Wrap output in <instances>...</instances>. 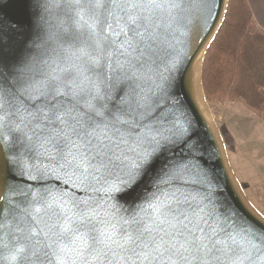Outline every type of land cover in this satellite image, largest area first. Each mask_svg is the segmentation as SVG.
<instances>
[{
    "label": "snow or ice",
    "instance_id": "1",
    "mask_svg": "<svg viewBox=\"0 0 264 264\" xmlns=\"http://www.w3.org/2000/svg\"><path fill=\"white\" fill-rule=\"evenodd\" d=\"M71 6L79 10L78 31L63 67L40 80L27 64L7 74L0 68V109L12 110V119L20 107L28 113L34 135L72 169L85 196L60 201L52 212L44 259L264 264V231L241 224L235 232L216 219L221 209L206 211L204 201L213 204L212 193L199 166L196 183L203 196L161 192V186L176 182L180 164H170L163 173L167 179L153 180L160 193L152 195L155 215L112 203L139 185L160 155L194 147L192 123L173 97L187 49L213 15L215 0H73ZM16 131L10 123L0 125V139ZM37 195V213L57 202L47 192ZM28 213L9 204L5 219L23 223ZM22 239L23 247L4 245L8 252L0 255V264L27 258L30 238Z\"/></svg>",
    "mask_w": 264,
    "mask_h": 264
},
{
    "label": "water",
    "instance_id": "2",
    "mask_svg": "<svg viewBox=\"0 0 264 264\" xmlns=\"http://www.w3.org/2000/svg\"><path fill=\"white\" fill-rule=\"evenodd\" d=\"M228 1L215 0L213 15L187 49L173 97L192 123L189 144L194 147L189 150L188 146L181 145L160 155L150 174L112 203L124 209H135L141 215H155L152 195L160 193L153 180L157 175L167 179L163 173L170 164H180L175 170L176 182L161 186V192L179 190L185 195L203 196L196 183L200 179L199 166L207 175L212 193L213 204L204 201L208 205L206 211L214 207L221 209L216 212V219L235 232L240 231L241 224L264 231V217L247 202L231 172L202 84L204 56L224 21ZM72 3L73 0H0V68L7 74L27 64L30 74L40 80L63 67L64 58L75 50L71 36L78 31L79 10L72 7ZM9 123L17 131L14 135L5 133L0 139V197L6 198L0 200V255L7 254L6 244L11 248L23 247L22 237L28 236L31 251L26 252L25 260L14 264H59L54 257L45 260L42 251L48 243V228L54 223L50 216L62 206L60 201L67 202L72 197L84 199L82 186L72 169L56 158L47 141L34 135L35 125L30 126V117L22 107L15 119L8 107L0 109V125ZM14 161H19L18 167L14 166ZM45 192L57 202L51 209L37 213L35 209L40 207L37 194ZM9 204L19 206L21 213L29 209L23 223L5 219Z\"/></svg>",
    "mask_w": 264,
    "mask_h": 264
},
{
    "label": "trees",
    "instance_id": "3",
    "mask_svg": "<svg viewBox=\"0 0 264 264\" xmlns=\"http://www.w3.org/2000/svg\"><path fill=\"white\" fill-rule=\"evenodd\" d=\"M202 84L208 102H238L264 114V31L247 0H229L224 21L207 49Z\"/></svg>",
    "mask_w": 264,
    "mask_h": 264
},
{
    "label": "rangeland",
    "instance_id": "4",
    "mask_svg": "<svg viewBox=\"0 0 264 264\" xmlns=\"http://www.w3.org/2000/svg\"><path fill=\"white\" fill-rule=\"evenodd\" d=\"M232 174L247 202L264 217V114L238 102H207Z\"/></svg>",
    "mask_w": 264,
    "mask_h": 264
},
{
    "label": "crops",
    "instance_id": "5",
    "mask_svg": "<svg viewBox=\"0 0 264 264\" xmlns=\"http://www.w3.org/2000/svg\"><path fill=\"white\" fill-rule=\"evenodd\" d=\"M247 2L252 11L255 23L264 31V0H247Z\"/></svg>",
    "mask_w": 264,
    "mask_h": 264
}]
</instances>
